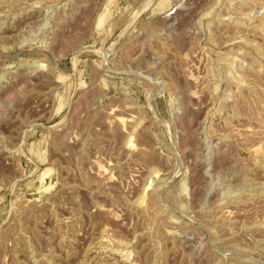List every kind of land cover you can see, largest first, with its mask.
<instances>
[{
    "label": "rangeland",
    "instance_id": "1",
    "mask_svg": "<svg viewBox=\"0 0 264 264\" xmlns=\"http://www.w3.org/2000/svg\"><path fill=\"white\" fill-rule=\"evenodd\" d=\"M0 264H264V0H0Z\"/></svg>",
    "mask_w": 264,
    "mask_h": 264
}]
</instances>
